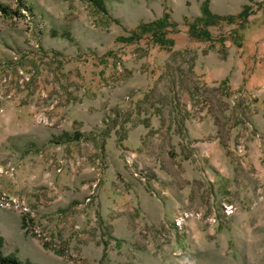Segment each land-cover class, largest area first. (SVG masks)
Listing matches in <instances>:
<instances>
[{
	"label": "rangeland",
	"instance_id": "rangeland-1",
	"mask_svg": "<svg viewBox=\"0 0 264 264\" xmlns=\"http://www.w3.org/2000/svg\"><path fill=\"white\" fill-rule=\"evenodd\" d=\"M204 1L0 0L3 256L264 264V0Z\"/></svg>",
	"mask_w": 264,
	"mask_h": 264
},
{
	"label": "trees",
	"instance_id": "trees-1",
	"mask_svg": "<svg viewBox=\"0 0 264 264\" xmlns=\"http://www.w3.org/2000/svg\"><path fill=\"white\" fill-rule=\"evenodd\" d=\"M96 9L105 12V2L104 0H86ZM209 1L205 0L201 6V15L197 18V24L201 26L203 29L201 30L199 36L200 37H208L209 31L206 29V26L218 22L220 20L233 21V16H221L214 14L209 8ZM244 12L240 13L238 16H242ZM195 23L193 32L195 33L196 25ZM171 25L169 20L168 13H163L160 17L147 22H140L126 37H121V39L126 42H133L135 40H139L145 34H149L152 38V41L158 44L161 47L170 49L173 46L174 40L166 36L167 30L166 28ZM193 35V34H192ZM77 138V137H76ZM0 264H25L20 259L15 256H3L0 253Z\"/></svg>",
	"mask_w": 264,
	"mask_h": 264
},
{
	"label": "bare ground",
	"instance_id": "bare-ground-1",
	"mask_svg": "<svg viewBox=\"0 0 264 264\" xmlns=\"http://www.w3.org/2000/svg\"><path fill=\"white\" fill-rule=\"evenodd\" d=\"M185 215H187V214L185 213ZM175 224L179 225L180 224V220H176Z\"/></svg>",
	"mask_w": 264,
	"mask_h": 264
},
{
	"label": "built area",
	"instance_id": "built-area-1",
	"mask_svg": "<svg viewBox=\"0 0 264 264\" xmlns=\"http://www.w3.org/2000/svg\"><path fill=\"white\" fill-rule=\"evenodd\" d=\"M227 213H231V206L227 208Z\"/></svg>",
	"mask_w": 264,
	"mask_h": 264
}]
</instances>
